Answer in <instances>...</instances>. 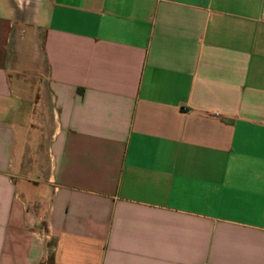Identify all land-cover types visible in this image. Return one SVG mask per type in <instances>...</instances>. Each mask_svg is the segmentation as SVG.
Returning a JSON list of instances; mask_svg holds the SVG:
<instances>
[{
	"label": "crops",
	"instance_id": "1",
	"mask_svg": "<svg viewBox=\"0 0 264 264\" xmlns=\"http://www.w3.org/2000/svg\"><path fill=\"white\" fill-rule=\"evenodd\" d=\"M27 11L0 0V264H264V0Z\"/></svg>",
	"mask_w": 264,
	"mask_h": 264
},
{
	"label": "rangeland",
	"instance_id": "2",
	"mask_svg": "<svg viewBox=\"0 0 264 264\" xmlns=\"http://www.w3.org/2000/svg\"><path fill=\"white\" fill-rule=\"evenodd\" d=\"M12 2H16L20 5H28V11L27 12H32L33 10V0H11ZM39 194V192H38ZM41 195V194H40ZM39 195V196H40ZM48 197L47 195L46 196H43L41 199H38L37 200H32V202L30 203V211L32 213V216L35 218H37V226L39 228H42L43 226V223L41 220H38L40 217L44 216V212H45V208H46V205L48 203Z\"/></svg>",
	"mask_w": 264,
	"mask_h": 264
}]
</instances>
